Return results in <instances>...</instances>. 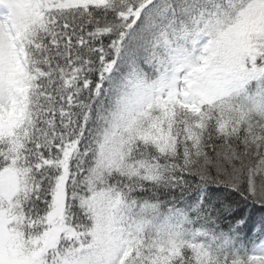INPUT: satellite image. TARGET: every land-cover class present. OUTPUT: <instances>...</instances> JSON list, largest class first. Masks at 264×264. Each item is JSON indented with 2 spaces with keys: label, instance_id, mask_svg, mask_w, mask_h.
<instances>
[{
  "label": "snow or ice",
  "instance_id": "obj_1",
  "mask_svg": "<svg viewBox=\"0 0 264 264\" xmlns=\"http://www.w3.org/2000/svg\"><path fill=\"white\" fill-rule=\"evenodd\" d=\"M0 264H264V0H0Z\"/></svg>",
  "mask_w": 264,
  "mask_h": 264
}]
</instances>
